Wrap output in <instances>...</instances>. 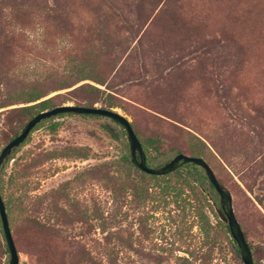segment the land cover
Instances as JSON below:
<instances>
[{
  "label": "rangeland",
  "instance_id": "rangeland-1",
  "mask_svg": "<svg viewBox=\"0 0 264 264\" xmlns=\"http://www.w3.org/2000/svg\"><path fill=\"white\" fill-rule=\"evenodd\" d=\"M10 11L25 13L27 27H34L37 33L45 30L53 35L71 31L84 35L85 31L104 28L114 32L115 37L124 38L116 51L126 48L127 52L119 55L113 71L117 72L110 82L120 108L111 110L132 124L139 140L154 134L162 136L159 154L146 163L150 168L159 167L178 154L173 150L177 144L164 123L170 122L165 116H172L169 91L182 98L180 106L202 105L201 115L211 118L209 122L214 127L220 125V120L230 124L225 115L233 113L231 109H225L222 119L214 117L215 106H221L222 95L226 93L228 105L237 106L252 116L253 122L262 126L264 137V0H0L2 33L20 29ZM157 73L165 81L153 88L150 84ZM64 92H58L63 95L58 100L64 101L61 105H74V100ZM203 96L209 98L208 103H204L207 98ZM53 123L56 127L51 130ZM21 124L23 121L18 117L0 114V150L20 132ZM225 138L223 146L217 142L226 153L241 154V142L246 137L230 134ZM80 152L86 156L77 157ZM121 155H128L125 133L112 121L103 117L54 116L30 131L14 159L0 172V184L5 194L14 197L21 191L27 194L29 199L25 203L31 209L29 214L57 228L56 223L62 218L57 209L70 211L74 202L105 213L113 211L109 194L104 190L106 183L89 172ZM214 157L208 166L228 190L237 222L240 224V217L243 219L241 230L254 264H264V234L260 224V216L264 217V174L257 176L249 195L240 183V180L250 183L243 171L230 174ZM114 170L117 169L110 168ZM131 174L136 172L131 169ZM66 181L71 182L68 201L55 193ZM247 198L256 199L259 205L253 207ZM147 207L138 210L145 218L140 226L136 221L138 213L126 205L120 207L121 218L116 229L122 237L130 236V247L125 248L116 241L113 247L106 246V251L118 255L119 264H174V254L184 256L179 252L185 251L182 249L195 250L197 229L189 218L183 224L172 223L168 208L152 213ZM124 213L127 216L122 220ZM208 217L214 221L209 213ZM78 227L79 224H74L67 229L75 241H81L77 236ZM9 229L18 264H63L62 260L65 263L69 260L67 256L62 259L63 254L77 250L65 247L54 237L35 236L25 231L17 214L11 218ZM175 229L189 240L186 231L191 230L193 239L189 248L180 244L183 241L180 236H174ZM93 241L101 242L97 230L81 244L98 259L94 262H98L102 258L96 255L101 250ZM201 254V259L191 260L192 264H242L222 241L210 250L203 248ZM155 256L160 257V262ZM7 262L8 254L0 233V264Z\"/></svg>",
  "mask_w": 264,
  "mask_h": 264
},
{
  "label": "trees",
  "instance_id": "trees-1",
  "mask_svg": "<svg viewBox=\"0 0 264 264\" xmlns=\"http://www.w3.org/2000/svg\"><path fill=\"white\" fill-rule=\"evenodd\" d=\"M11 14L15 20L14 24L20 29L17 32L13 30V33L0 32V114L5 112L7 115L22 120L21 131L25 123L35 114L63 104L64 101H58L63 96L58 93L61 91H65L64 95L74 100V106L92 107L94 104H99L100 108L107 110L120 108L115 96L116 92L113 91L110 82L117 72V70L113 71L119 60V55L122 56L124 52L125 54L127 52L126 48L123 51L121 49L116 51L117 48H120L124 38H117L114 36V32L108 29L103 30L104 28L103 31L96 28L85 31L84 35L71 31L54 32L53 35L45 30L37 33L34 27H27L25 13L10 11ZM107 22L109 23V20L105 21V23ZM137 42L135 41V44ZM132 48L126 57L129 56ZM4 58H6L5 61ZM164 81L165 77L157 73V77L152 80L150 85L153 88L160 87L159 84H163ZM50 93L56 94L48 97ZM169 94L172 97L170 99L172 116H165L170 122L164 123L169 127L170 137L177 144L173 150L177 153H184V155L199 157L207 165L211 159H215L216 155L222 169L230 174L234 172L238 174L243 171V174L250 179L248 184L240 180L243 188L250 195L255 179L260 174H264V170H259L260 167L264 168L262 126L253 122L254 118L241 112L237 106L233 108L228 105L226 93L222 95L224 100L221 106H215L214 117L222 119L223 114H226L225 109H231L233 113L225 115L230 124L220 120V125L215 127L209 122L211 118L206 119L201 115L204 110L202 105V107H198V104L196 106H180L182 98L174 96L176 92L169 91ZM228 95H230L229 90ZM203 98L207 97L203 96ZM208 99L204 103H208ZM64 115L74 114L65 113L56 116ZM175 116L179 117L175 118ZM129 125L140 143L145 162L148 163L150 159L159 154L162 136L154 134L139 140L132 124L129 123ZM55 127L56 123L50 125L51 130H54ZM245 129L247 130L245 131ZM219 133L220 136H218ZM230 134L246 137L247 140L241 142V154L229 155L223 149L225 137ZM21 145L13 149L10 155L5 158L0 172L10 160L14 159L15 153ZM76 156L83 158L86 154L80 152ZM112 167L117 170L110 171ZM131 169L136 172L135 175L131 174ZM89 173L98 175L106 183L104 190L109 194L111 204L114 206L110 213H105L98 208L83 207L74 202V205L71 204L70 211H65L63 208L57 209L60 212L58 216L62 218L58 219L57 228H55L29 214L31 209H27L25 203V200L29 199L27 194L22 191H18L16 197L13 194H5L3 184H0V197L8 226L11 218L17 214L22 220L25 231L32 232L35 236L54 237L69 249L77 248L76 251L72 250L67 255L63 254L62 259L66 256L69 259H66V263L62 260L63 264H119L118 255L113 251H106V246L111 244L113 247V242L116 241L118 245H124L125 248L130 247L128 244L130 236L122 237L116 229L121 218L118 216L120 207L126 205L130 208H128L129 210L138 213L136 217L138 226L142 225L145 220L139 213V209L148 206L150 212L154 213L155 211L163 212L165 208H168L167 215L170 222L178 221L183 224L185 218H189L197 229V247L194 251L175 250L183 253L184 256L174 254V264H192L193 258L201 259L203 248L210 250L220 241L225 242L235 257L239 258L236 245L230 238L227 225L223 221L224 213L219 207V202L216 203L217 195L207 183L201 168L193 164H186L168 175L155 177L146 175L132 166L129 155H121L115 160L101 163L98 169H92ZM215 178L220 187L228 192L223 182L219 178ZM7 182L8 184L11 182V177ZM70 183L66 181L55 191L58 198L68 201ZM247 200L252 206L259 205V201L256 199L251 201L247 198ZM208 213L213 217V222L209 220ZM122 216L123 220L127 215L124 213ZM260 217L264 234V217ZM242 220L240 217V224L237 222L240 230L243 227ZM74 224H79L77 236L81 241L85 240L91 232L98 231L101 242H93L100 248L101 251L96 256L102 260L94 262L98 259L93 256L91 251L86 249L81 241H75V237L67 234V229L73 228ZM0 233L2 235V231ZM180 234L182 233L175 229L174 236H180V240L181 238L183 240L180 244H185L186 247L191 245L190 240L193 239L191 230L186 231L190 240ZM247 246L250 251L248 243ZM154 258L160 262L159 256Z\"/></svg>",
  "mask_w": 264,
  "mask_h": 264
},
{
  "label": "water",
  "instance_id": "water-1",
  "mask_svg": "<svg viewBox=\"0 0 264 264\" xmlns=\"http://www.w3.org/2000/svg\"><path fill=\"white\" fill-rule=\"evenodd\" d=\"M65 113H70L74 115H91V116L103 117L120 126L125 133V137L128 145V155H129L130 163L138 171L146 175L155 176V177L165 176L176 171L177 169H179L180 167L186 164H193L201 168L204 172V176L207 183L213 188V190L215 191L218 197L219 207L224 213L223 221H225L227 225L230 238L236 245L241 263L253 264L251 253L248 249L242 231L240 230V227L232 211L231 196L228 192L224 191L220 187L212 170L206 164V162L199 157H192L178 153L159 167L156 168L148 167L146 165L145 156L144 153L142 152L140 143L137 140L136 136L134 135L129 125V122L122 115L111 109L107 110L96 106L84 107V106H74V105H60L35 114L25 123L23 129L14 137H12L0 150V167L3 161L5 160V158L10 155L13 149L17 148L19 145L22 144V142L28 136L30 131L37 124H39L44 119ZM0 225H1V231H2L5 248L8 254L7 264H18V255L12 241V237L10 234V229L8 226V221L6 218L1 197H0Z\"/></svg>",
  "mask_w": 264,
  "mask_h": 264
}]
</instances>
